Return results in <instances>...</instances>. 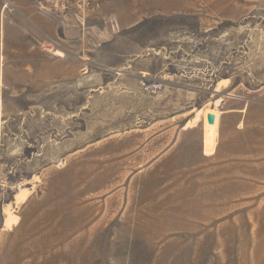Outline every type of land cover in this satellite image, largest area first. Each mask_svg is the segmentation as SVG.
I'll use <instances>...</instances> for the list:
<instances>
[{
  "label": "rangeland",
  "instance_id": "1",
  "mask_svg": "<svg viewBox=\"0 0 264 264\" xmlns=\"http://www.w3.org/2000/svg\"><path fill=\"white\" fill-rule=\"evenodd\" d=\"M24 8L53 21L0 93V264H264V0H0L1 28Z\"/></svg>",
  "mask_w": 264,
  "mask_h": 264
},
{
  "label": "crops",
  "instance_id": "2",
  "mask_svg": "<svg viewBox=\"0 0 264 264\" xmlns=\"http://www.w3.org/2000/svg\"><path fill=\"white\" fill-rule=\"evenodd\" d=\"M19 13L24 18L30 15L31 21L25 25L14 22L8 29L5 26L1 28L0 25V93L3 92L6 85L15 83L14 78L10 79L7 77L9 74L7 69L11 70V75L14 77L16 71H20L21 69L25 70L30 66L33 56H38L36 47L34 48V45L30 44V42L32 43V38L30 39L29 36L31 35L33 37L32 33L34 32L36 39L37 29H48L52 27L53 18L51 15H45L43 19L44 23H42V18L37 16V13L31 14L27 8L20 10ZM65 35L67 37H74L75 30L71 29L70 32L66 30ZM66 41L69 42V38ZM5 56L10 58L9 62L5 61ZM221 87H224V85H221Z\"/></svg>",
  "mask_w": 264,
  "mask_h": 264
},
{
  "label": "bare ground",
  "instance_id": "3",
  "mask_svg": "<svg viewBox=\"0 0 264 264\" xmlns=\"http://www.w3.org/2000/svg\"><path fill=\"white\" fill-rule=\"evenodd\" d=\"M57 54L62 55V53L59 52V50L57 51ZM224 84H225V82H224ZM219 87H221L220 81H218L215 89L217 90V89H219ZM200 115H202L201 119L203 120V126H202V130H203L202 131L203 153L205 155H209V154H212L211 151H212L213 143H214L213 139H214L215 132H216L215 129H216L217 121H218L217 120L218 114L212 108L207 107L206 109H199L196 113L195 119L192 121H189L187 124L193 126L194 123L199 120ZM27 198H28V193L26 192V190L25 189H19L17 194H16L15 202L16 203H24L27 200ZM4 217H5L4 218V227L5 228L10 229L14 225L18 224V216L13 213V208H6Z\"/></svg>",
  "mask_w": 264,
  "mask_h": 264
},
{
  "label": "built area",
  "instance_id": "4",
  "mask_svg": "<svg viewBox=\"0 0 264 264\" xmlns=\"http://www.w3.org/2000/svg\"><path fill=\"white\" fill-rule=\"evenodd\" d=\"M142 86L144 90L150 91V92H156L161 89L162 82L156 79H143Z\"/></svg>",
  "mask_w": 264,
  "mask_h": 264
}]
</instances>
